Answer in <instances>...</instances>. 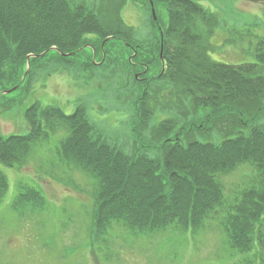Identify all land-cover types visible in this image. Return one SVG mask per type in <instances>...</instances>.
Masks as SVG:
<instances>
[{
    "label": "trees",
    "instance_id": "trees-1",
    "mask_svg": "<svg viewBox=\"0 0 264 264\" xmlns=\"http://www.w3.org/2000/svg\"><path fill=\"white\" fill-rule=\"evenodd\" d=\"M151 1L155 7L163 4L167 12L165 64L159 60L160 26L154 17V34L140 40L115 12L127 0L109 1L114 11L107 13L79 0H0V92L8 86L23 88L29 84L32 68L41 66L39 62L50 52L54 51L51 60L58 65L66 62L75 66V59L91 44L101 55L106 53L105 61L115 68V76L130 93L126 100H131L132 127H145L151 118L150 101L162 89L159 81L178 86L183 96L184 91L188 94L187 104L181 100L177 103L178 117L159 126L164 135L176 131L180 117L185 119L175 138L166 139L162 159L140 149H123L105 135L84 106L67 114L60 106L35 103L25 113L28 134L0 132V161L24 165L36 139L48 136V130L68 129L61 154L96 179L98 229L105 231L117 223L135 236L172 224L187 231L203 229L225 204L220 177L251 163L256 174L237 192L235 202L228 204L223 222L231 247L249 252L256 240L262 242L258 228L264 223V40L257 47L258 63L217 62L210 56L212 45L208 42L219 24L214 13L195 0H147L151 12ZM206 24L210 30L205 37ZM90 34L92 38H88ZM125 44L137 46L132 58L140 64H132L125 56ZM72 52V56L64 55ZM138 66L144 69L143 80L136 76ZM213 131L225 132V139L217 144L198 140L181 143L192 134ZM8 186L7 176L0 171V202ZM30 201L46 202L38 188L21 186L15 206ZM256 251V255L264 256Z\"/></svg>",
    "mask_w": 264,
    "mask_h": 264
},
{
    "label": "rangeland",
    "instance_id": "rangeland-1",
    "mask_svg": "<svg viewBox=\"0 0 264 264\" xmlns=\"http://www.w3.org/2000/svg\"><path fill=\"white\" fill-rule=\"evenodd\" d=\"M79 1L107 13L114 11L109 1L116 0ZM195 1L218 18L219 24L208 38L213 60L227 64L258 63L257 47L264 40V0ZM156 8L159 26L166 29V8L161 3ZM115 12L135 30L140 40L154 34L153 12L147 0H127ZM209 30L210 25L206 24L205 37ZM125 45L122 48L128 47L125 56L136 64L132 57L138 51L137 46ZM86 47L85 53L75 59V66L66 62L58 65L51 60L54 51L50 52L49 57L39 62L41 66L32 68L33 80L29 84L6 93L14 88L8 86L0 92V132L28 134L30 125L25 113L35 103L60 106L67 114L84 106L105 135L111 136L123 149H140L150 157L162 159L166 139L175 138L185 119L180 117L176 131L164 135L159 126L165 120L178 117L177 103L181 100L187 104L188 94L184 91L183 96L178 86L159 81L161 93L150 101L152 116L145 127L136 129L129 124L131 100L126 99L130 93L122 87V79L118 80L115 68L105 61L106 53L101 55L91 44ZM159 53V60L165 64L164 49L160 47ZM135 69L137 78L144 79L141 75L144 69L141 66ZM243 131L249 134V130ZM69 134L63 127L48 130V136L33 142L24 165L10 166L0 161V171L9 182L0 202V264H241L248 260L251 264H264V256L256 255V250L264 255V223L258 228L262 242L256 240L255 248L249 252L231 247L223 224L228 204L256 174L251 163L241 164L231 174L220 177L225 186V204L217 210L218 215L207 220L203 229L187 231L172 224L152 234L135 236L116 223L101 231L96 222V179L68 163L61 154L62 143ZM225 137V132L218 131L196 133L183 138L181 143L186 145L190 140H198L217 144ZM21 186L41 190L45 204L30 201L24 206H15Z\"/></svg>",
    "mask_w": 264,
    "mask_h": 264
},
{
    "label": "water",
    "instance_id": "water-1",
    "mask_svg": "<svg viewBox=\"0 0 264 264\" xmlns=\"http://www.w3.org/2000/svg\"><path fill=\"white\" fill-rule=\"evenodd\" d=\"M151 5H152V12H153V17H154V20L157 22V17H156V10H155V6H154V3L151 1ZM161 40H162V48H161V50H163V32L161 31ZM80 51V50H79ZM45 54V53H44ZM75 53H68V54H64L65 56H72V55H74ZM31 58V57H30ZM28 65H29V63H28ZM29 68V67H28ZM28 72V71H27ZM27 72H26V74L24 75V77H23V80L26 78V75H27ZM20 87V85H17L16 87H14V88H12L11 90H8L6 93H10V92H12V91H14V90H16L17 88H19Z\"/></svg>",
    "mask_w": 264,
    "mask_h": 264
},
{
    "label": "flooded vegetation",
    "instance_id": "flooded-vegetation-1",
    "mask_svg": "<svg viewBox=\"0 0 264 264\" xmlns=\"http://www.w3.org/2000/svg\"><path fill=\"white\" fill-rule=\"evenodd\" d=\"M91 48V47H90ZM143 80V79H142Z\"/></svg>",
    "mask_w": 264,
    "mask_h": 264
}]
</instances>
